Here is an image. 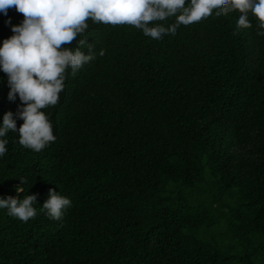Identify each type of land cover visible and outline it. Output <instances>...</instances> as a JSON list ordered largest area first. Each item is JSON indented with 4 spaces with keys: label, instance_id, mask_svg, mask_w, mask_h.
<instances>
[{
    "label": "trees",
    "instance_id": "1",
    "mask_svg": "<svg viewBox=\"0 0 264 264\" xmlns=\"http://www.w3.org/2000/svg\"><path fill=\"white\" fill-rule=\"evenodd\" d=\"M0 264H264V0H0Z\"/></svg>",
    "mask_w": 264,
    "mask_h": 264
}]
</instances>
